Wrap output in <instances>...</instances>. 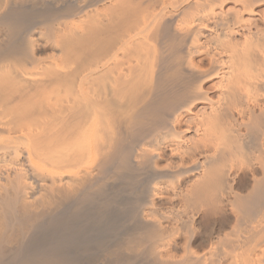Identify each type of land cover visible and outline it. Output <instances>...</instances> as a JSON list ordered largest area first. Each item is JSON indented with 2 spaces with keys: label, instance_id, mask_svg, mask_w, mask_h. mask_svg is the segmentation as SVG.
Returning a JSON list of instances; mask_svg holds the SVG:
<instances>
[{
  "label": "bare ground",
  "instance_id": "1",
  "mask_svg": "<svg viewBox=\"0 0 264 264\" xmlns=\"http://www.w3.org/2000/svg\"><path fill=\"white\" fill-rule=\"evenodd\" d=\"M0 264H264V0H0Z\"/></svg>",
  "mask_w": 264,
  "mask_h": 264
}]
</instances>
